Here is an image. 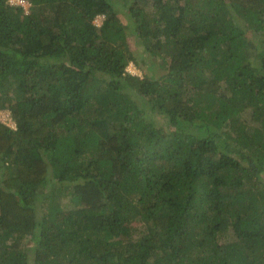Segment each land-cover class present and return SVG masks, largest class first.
<instances>
[{
    "label": "trees",
    "instance_id": "16d2710c",
    "mask_svg": "<svg viewBox=\"0 0 264 264\" xmlns=\"http://www.w3.org/2000/svg\"><path fill=\"white\" fill-rule=\"evenodd\" d=\"M26 1L0 0V264H264V0Z\"/></svg>",
    "mask_w": 264,
    "mask_h": 264
},
{
    "label": "rangeland",
    "instance_id": "374dc122",
    "mask_svg": "<svg viewBox=\"0 0 264 264\" xmlns=\"http://www.w3.org/2000/svg\"><path fill=\"white\" fill-rule=\"evenodd\" d=\"M102 20L103 16L100 15L96 17L94 22L96 25H100ZM127 70L133 74L141 75L140 69L136 68L132 63L128 65ZM0 121L7 125L13 126V122L11 121L10 113L8 110H0Z\"/></svg>",
    "mask_w": 264,
    "mask_h": 264
},
{
    "label": "built area",
    "instance_id": "2783aa9c",
    "mask_svg": "<svg viewBox=\"0 0 264 264\" xmlns=\"http://www.w3.org/2000/svg\"><path fill=\"white\" fill-rule=\"evenodd\" d=\"M9 2L21 5L26 13L29 11V3L26 0H9Z\"/></svg>",
    "mask_w": 264,
    "mask_h": 264
}]
</instances>
